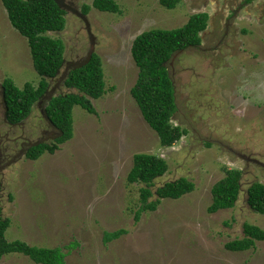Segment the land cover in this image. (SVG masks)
I'll list each match as a JSON object with an SVG mask.
<instances>
[{"label": "rangeland", "instance_id": "obj_1", "mask_svg": "<svg viewBox=\"0 0 264 264\" xmlns=\"http://www.w3.org/2000/svg\"><path fill=\"white\" fill-rule=\"evenodd\" d=\"M60 1L65 28L47 36L63 42L64 65L49 80L46 98L11 126L2 82L10 78L21 89L36 87L40 78L27 40L0 0V206L10 222L7 241L59 248L65 264H264V242L246 252L225 248L243 238L246 223L264 230V216L247 205V189L264 185V0H180L173 10L159 0H114L118 14L94 9L93 0ZM198 13L209 16L200 46L178 52L168 64L177 107L172 125L187 132L165 148L131 96L138 78L131 47L143 32L181 28ZM92 52L101 58L107 90L92 100L96 114L74 107L73 138L52 155L26 159L31 145L53 142L56 131L44 109L51 97L76 92L65 80ZM137 154L167 163L153 193L180 178L194 191L164 199L136 220L143 185L129 184L128 175ZM225 170L242 172L238 201L210 214L212 189ZM117 231L124 234L104 243L105 233ZM0 264L35 263L10 254Z\"/></svg>", "mask_w": 264, "mask_h": 264}, {"label": "trees", "instance_id": "obj_2", "mask_svg": "<svg viewBox=\"0 0 264 264\" xmlns=\"http://www.w3.org/2000/svg\"><path fill=\"white\" fill-rule=\"evenodd\" d=\"M254 0H248L251 2ZM11 26L24 37L29 46L35 72L40 80L35 87L30 83L19 89L12 79L1 84L6 122L11 126L24 122L32 113L34 105L41 103L49 91V80L59 75L65 62V47L60 39L47 36L49 32H61L65 28L66 12L60 0H1ZM162 7L173 10L180 0H159ZM92 7L100 12L118 14L119 5L114 0H93ZM89 6L83 7L87 14ZM209 16L206 13L192 15L181 28L172 30L154 29L143 32L135 38L131 56L138 69V78L131 89V96L149 127L157 134L162 147L176 144L186 135V130L172 125L177 111L175 86L170 76L168 64L174 56L191 47H199L200 34L207 28ZM67 89L75 93L53 96L44 109L49 124L55 129L53 142H38L25 152L26 159L38 160L42 155L54 154L59 147L73 138V108L78 106L89 114H96L92 100L103 97L107 90L99 55L92 52L85 62L72 69L65 80ZM168 170L167 163L154 155L137 154L128 175L129 184L143 185L140 192L141 211H155L164 199L178 200L194 191L195 186L185 178L168 182L155 193L154 181ZM226 176L212 189V204L208 213L232 209L241 191L242 172L225 170ZM1 191V186H0ZM155 199L150 201L151 198ZM247 205L264 216V185L255 182L247 189ZM10 222L2 216L0 206V260L10 254L28 257L35 264H65V254L61 249L31 247L21 241H7L5 233ZM124 231L105 233L104 243L118 239ZM256 242H264V230L251 224L243 225V238L225 245L230 252H246L255 247Z\"/></svg>", "mask_w": 264, "mask_h": 264}]
</instances>
